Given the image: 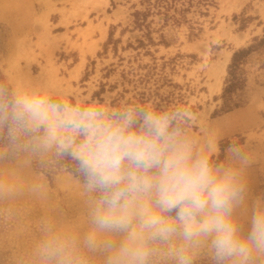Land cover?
Wrapping results in <instances>:
<instances>
[{
  "label": "rangeland",
  "instance_id": "1",
  "mask_svg": "<svg viewBox=\"0 0 264 264\" xmlns=\"http://www.w3.org/2000/svg\"><path fill=\"white\" fill-rule=\"evenodd\" d=\"M263 34L264 0H0V75L12 100L46 96L112 120L129 110L166 117L193 158L240 170L247 191L232 217L246 234L264 208V48L241 65L246 81L233 93L241 106L222 111L223 92L233 52ZM42 136L19 131L15 143H0V264H46L37 248L52 237L84 264H105V253L84 245L98 193L55 147H36ZM100 238L118 244L123 235ZM180 243L157 244L150 264H176ZM190 255L216 264L206 246ZM251 264H264V254Z\"/></svg>",
  "mask_w": 264,
  "mask_h": 264
},
{
  "label": "clouds",
  "instance_id": "2",
  "mask_svg": "<svg viewBox=\"0 0 264 264\" xmlns=\"http://www.w3.org/2000/svg\"><path fill=\"white\" fill-rule=\"evenodd\" d=\"M5 121L12 143L19 131L42 130L37 148L55 147L77 160L86 189L98 193L84 245L105 253V264H150L156 245L177 236L176 264H192L190 251L202 246L216 264H251L254 253L264 254V208L253 212L246 234L232 217L247 191L240 170L193 158L169 132L166 117L129 110L112 120L94 108L18 95L10 111L0 105V123ZM229 150L242 164L250 162L240 146ZM102 233L123 239L115 244ZM37 255L46 264H84L58 237L41 242Z\"/></svg>",
  "mask_w": 264,
  "mask_h": 264
},
{
  "label": "trees",
  "instance_id": "3",
  "mask_svg": "<svg viewBox=\"0 0 264 264\" xmlns=\"http://www.w3.org/2000/svg\"><path fill=\"white\" fill-rule=\"evenodd\" d=\"M264 48V34L261 37H256L254 42L247 47H241L233 52L231 62L228 65V76L226 78V84L223 92V108L222 111H230L234 108L241 106L239 101H235L233 93L244 86L246 79L242 77L241 65L246 58L254 51ZM12 95L9 88L5 84L4 78L0 75V105L7 106V111L11 110ZM10 142L9 139V124L7 121L0 123V143ZM61 162L65 160L69 163L74 170L75 174H83L80 171L77 160L68 155H61Z\"/></svg>",
  "mask_w": 264,
  "mask_h": 264
},
{
  "label": "bare ground",
  "instance_id": "4",
  "mask_svg": "<svg viewBox=\"0 0 264 264\" xmlns=\"http://www.w3.org/2000/svg\"><path fill=\"white\" fill-rule=\"evenodd\" d=\"M230 54V53H229ZM229 60V59H228ZM226 62H227V56L225 57V59L224 60H222V62H218V64H217V74H219L223 69H224V67H225V65H226ZM224 71V70H223ZM218 76V75H217Z\"/></svg>",
  "mask_w": 264,
  "mask_h": 264
}]
</instances>
